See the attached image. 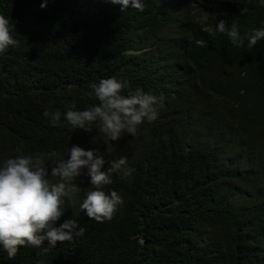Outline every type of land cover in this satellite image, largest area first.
<instances>
[{
  "label": "trees",
  "instance_id": "obj_1",
  "mask_svg": "<svg viewBox=\"0 0 264 264\" xmlns=\"http://www.w3.org/2000/svg\"><path fill=\"white\" fill-rule=\"evenodd\" d=\"M142 2L144 12L106 0H0L19 42L0 54V163L67 158L75 145L125 157L133 170L104 189L124 200L111 221L81 210L92 190L82 175L54 226L74 219L84 235L47 253L21 247L13 259L0 246V264H264V40L247 46L264 28V0ZM220 20L237 23L242 47ZM111 77L129 85L125 94L139 87L162 100L158 118L111 142L109 155L103 134L64 115L98 104L91 86ZM45 110L59 111L62 126Z\"/></svg>",
  "mask_w": 264,
  "mask_h": 264
},
{
  "label": "clouds",
  "instance_id": "obj_2",
  "mask_svg": "<svg viewBox=\"0 0 264 264\" xmlns=\"http://www.w3.org/2000/svg\"><path fill=\"white\" fill-rule=\"evenodd\" d=\"M166 1L174 4L181 0ZM106 2L121 5L122 11L128 8L145 11L142 0ZM190 8L193 20L196 12L191 13ZM173 9L181 12L185 5ZM217 29L221 33L226 32L233 45H244V38L235 21L229 28L224 20H220ZM11 32L9 19L0 15V54L19 46ZM261 40H264V28L253 30L247 37L248 48L251 49ZM91 87L98 104L85 110H68L64 119L75 130L91 132L96 128L105 137L103 142L107 145L109 155L113 151L111 142L120 141L125 134L136 136L145 122L152 123L158 118L162 97L158 98L139 87L125 94L129 85L115 77L101 79ZM72 108H75V104ZM43 115L50 117L54 127L62 126L59 111L50 113L45 110ZM49 163L52 165L50 176ZM106 164L108 167L105 171ZM126 165L125 157L106 160L99 151L85 150L75 145L68 149L67 158L51 159L37 153L35 156L17 155L0 163V246L9 259L15 258L21 247L42 248L47 253L58 242H71L84 235L85 229L74 219L64 221L59 227L54 226L64 215L65 198L81 191L76 178L82 175L90 177L92 190L87 192L80 205L81 210L98 223L111 221L124 200L116 191L106 192L104 189L113 183L114 173H120L123 177L131 176L133 170ZM49 177L58 178L57 182H51ZM45 242L47 247H43Z\"/></svg>",
  "mask_w": 264,
  "mask_h": 264
},
{
  "label": "rangeland",
  "instance_id": "obj_3",
  "mask_svg": "<svg viewBox=\"0 0 264 264\" xmlns=\"http://www.w3.org/2000/svg\"><path fill=\"white\" fill-rule=\"evenodd\" d=\"M192 4L193 5L191 6L190 11H191V13H195V12H197V10H199V7H198L197 3H195V2H192ZM131 143H132V146L134 148L138 145V141L135 138H133L131 140Z\"/></svg>",
  "mask_w": 264,
  "mask_h": 264
}]
</instances>
